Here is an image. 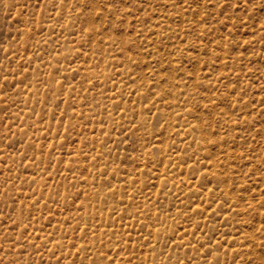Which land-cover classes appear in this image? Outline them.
I'll list each match as a JSON object with an SVG mask.
<instances>
[{
  "label": "rangeland",
  "instance_id": "obj_1",
  "mask_svg": "<svg viewBox=\"0 0 264 264\" xmlns=\"http://www.w3.org/2000/svg\"><path fill=\"white\" fill-rule=\"evenodd\" d=\"M0 264H264V0H0Z\"/></svg>",
  "mask_w": 264,
  "mask_h": 264
}]
</instances>
